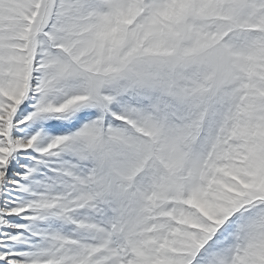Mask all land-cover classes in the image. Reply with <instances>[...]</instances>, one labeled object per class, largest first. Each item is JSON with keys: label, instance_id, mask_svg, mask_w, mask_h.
<instances>
[{"label": "snow or ice", "instance_id": "snow-or-ice-1", "mask_svg": "<svg viewBox=\"0 0 264 264\" xmlns=\"http://www.w3.org/2000/svg\"><path fill=\"white\" fill-rule=\"evenodd\" d=\"M0 264H264V0H0Z\"/></svg>", "mask_w": 264, "mask_h": 264}]
</instances>
